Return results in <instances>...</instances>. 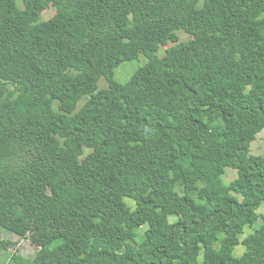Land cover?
<instances>
[{
	"label": "trees",
	"instance_id": "trees-1",
	"mask_svg": "<svg viewBox=\"0 0 264 264\" xmlns=\"http://www.w3.org/2000/svg\"><path fill=\"white\" fill-rule=\"evenodd\" d=\"M263 129L264 0H0V226L43 242L12 264H264Z\"/></svg>",
	"mask_w": 264,
	"mask_h": 264
},
{
	"label": "rangeland",
	"instance_id": "rangeland-1",
	"mask_svg": "<svg viewBox=\"0 0 264 264\" xmlns=\"http://www.w3.org/2000/svg\"><path fill=\"white\" fill-rule=\"evenodd\" d=\"M54 13H55V8L50 6L43 11L42 18L44 20H47L50 17H52ZM188 39H190V37L187 34H185L182 31H179L173 43L171 42L169 45L159 48L158 55L162 56L165 49L179 42L186 41ZM146 61L147 60L144 56H140L138 59L134 61L121 64L116 68L115 80L120 83L126 82L136 71V69L143 66L146 63ZM98 88L99 89L107 88L106 81L101 79L98 83ZM85 101L86 98H83L79 102L78 107H80ZM250 154L264 157V129L260 131L257 134L255 140L251 142ZM235 177H236V171L232 169H226V176H224L223 179L228 182L234 179ZM127 202L129 203L130 201L127 200ZM257 212L260 215H264V204L260 206ZM169 219L175 221L176 217L172 215L169 216ZM263 222H264L263 219L259 218V220L253 225L252 228L253 229L258 228L260 224H263ZM251 229L245 228V234L241 236V239H243L245 236L251 233L252 232ZM33 235L34 234L28 232H22L15 229H11L9 227L0 226V241L4 242L7 245V249L0 254V264H12V262L10 261V256L13 253H19L25 257H32L36 253V251L43 245V242L37 241L34 235L37 241V243H35ZM207 243H209V241H207ZM243 252H244V246L242 244H239L234 248L233 255L235 257H240L243 254Z\"/></svg>",
	"mask_w": 264,
	"mask_h": 264
}]
</instances>
